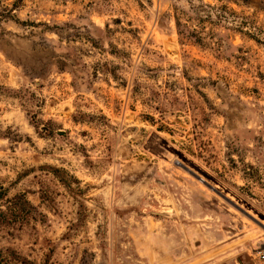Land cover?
Wrapping results in <instances>:
<instances>
[{
    "label": "rangeland",
    "instance_id": "obj_1",
    "mask_svg": "<svg viewBox=\"0 0 264 264\" xmlns=\"http://www.w3.org/2000/svg\"><path fill=\"white\" fill-rule=\"evenodd\" d=\"M216 3L0 0V186L38 210L0 227V249L264 264V1L178 33L177 12Z\"/></svg>",
    "mask_w": 264,
    "mask_h": 264
},
{
    "label": "trees",
    "instance_id": "obj_2",
    "mask_svg": "<svg viewBox=\"0 0 264 264\" xmlns=\"http://www.w3.org/2000/svg\"><path fill=\"white\" fill-rule=\"evenodd\" d=\"M226 1L228 0H217V3L214 5H205L210 8V11L206 14L197 7H194L193 12L191 14H187V16H182L184 13L179 14L177 12L175 20L178 33L180 35L192 37L200 41L204 33L207 32V23H210L211 26L209 27L213 30L215 25H218L221 22H229L231 20V13H236L229 12L228 5L224 3ZM235 24L238 26L240 31H244L245 28L247 31H249L253 27H256L253 22L248 20L239 21ZM210 28L209 32H211ZM37 211V207L28 199L25 194H17L14 197L9 198L8 190L5 187L0 186V227L13 226L19 221L23 222V220L28 219L29 216L33 215ZM41 215L44 217V214L41 213ZM31 263V260L18 253L15 249H0V264Z\"/></svg>",
    "mask_w": 264,
    "mask_h": 264
},
{
    "label": "built area",
    "instance_id": "obj_3",
    "mask_svg": "<svg viewBox=\"0 0 264 264\" xmlns=\"http://www.w3.org/2000/svg\"><path fill=\"white\" fill-rule=\"evenodd\" d=\"M259 255H260L261 258L264 259V250H262Z\"/></svg>",
    "mask_w": 264,
    "mask_h": 264
},
{
    "label": "water",
    "instance_id": "obj_4",
    "mask_svg": "<svg viewBox=\"0 0 264 264\" xmlns=\"http://www.w3.org/2000/svg\"><path fill=\"white\" fill-rule=\"evenodd\" d=\"M198 177H199V179H200V180L204 181V179H203V178H201L200 176H198Z\"/></svg>",
    "mask_w": 264,
    "mask_h": 264
}]
</instances>
